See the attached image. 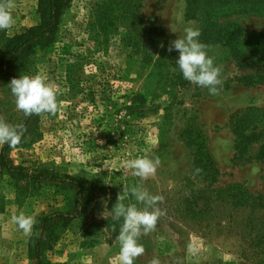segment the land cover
<instances>
[{
    "label": "rangeland",
    "instance_id": "1",
    "mask_svg": "<svg viewBox=\"0 0 264 264\" xmlns=\"http://www.w3.org/2000/svg\"><path fill=\"white\" fill-rule=\"evenodd\" d=\"M99 1L68 0L54 38L34 47L23 68L14 70L18 78L43 73L56 83L60 107L55 116L33 115L25 126L10 82L0 77V117L26 128L21 143L9 148V158L32 174L93 181L109 203L117 202L124 185L142 183L163 196L160 207L167 215L140 238L145 252L134 264H149L153 257L161 264H264V83L240 81L259 69L225 42L208 44L223 80L219 95H210L183 78L176 64L179 52L167 50L185 26L202 31L200 20L187 18L190 0H135L139 8L129 2L121 11L101 7L103 13L94 14ZM255 1L252 11L243 0H224L214 14L221 16L220 23L241 24L240 40L261 42L264 0ZM12 14L14 27L0 31V57L8 54L13 38L39 24V0H15ZM149 27L168 36L145 39ZM125 33L137 38L123 39ZM5 147H0V264H35L30 254L34 227L25 236L11 216L23 212L36 220L71 203L54 185L35 188L14 178L1 162ZM143 156L159 157L161 164L141 181L124 165ZM254 165L260 168L255 176L250 174ZM124 203L136 202L129 194ZM108 216L70 221L48 259L118 264L115 239L123 220L114 226Z\"/></svg>",
    "mask_w": 264,
    "mask_h": 264
},
{
    "label": "trees",
    "instance_id": "2",
    "mask_svg": "<svg viewBox=\"0 0 264 264\" xmlns=\"http://www.w3.org/2000/svg\"><path fill=\"white\" fill-rule=\"evenodd\" d=\"M103 2H95L92 7V12L102 14L101 9L121 11L125 4H133L135 8H139V3L135 0H102ZM224 0H190L187 9L188 19H198L202 22V31L200 39L206 41L207 44L216 42H225L233 46L237 57H247V64L252 67H257V72H250L243 75L240 81L245 85H258L264 83V39L259 42L258 39H249L247 41L240 40L239 37L244 35L245 28L241 24L234 22L220 23V17L214 14L216 4H222ZM246 9L256 7L255 0H243ZM68 0H39L40 22L32 27L27 33L13 38L9 45L8 54L0 57V77L8 82L16 77L14 70H21L25 65L28 52L34 47L51 41L54 38L58 25L60 23V15L63 7ZM130 6V5H128ZM127 6V7H128ZM114 15V14H113ZM105 16L110 20H114L112 14L105 13ZM121 17L118 14L117 17ZM115 18V17H114ZM112 24L108 28H112ZM168 34L160 28L149 27L144 33L145 39H164ZM235 36L237 39H235ZM136 35L123 34V39H136ZM245 45V46H243ZM157 50V49H156ZM160 50V49H158ZM261 52V55H256ZM33 116L27 117V123ZM9 146L6 145L3 156L2 165L7 168L14 178L31 181L35 188L43 185H54L59 190L65 192L68 201L71 203V208L66 210H56L47 214H43L36 219L33 233L30 237V254L35 264H53L48 259V253L53 250L59 241L62 233V228L70 221L76 218H83L86 215H91V221H98L100 217L104 218V214L109 213L108 221L114 226L119 225V221H115L110 213L111 208L115 203H109L105 194L99 186L93 181L78 180L74 178H66L58 175H52L49 172L29 173L24 167L16 166L8 155ZM73 193V194H72ZM104 212L103 216L102 213ZM93 215V216H92ZM84 219V218H83Z\"/></svg>",
    "mask_w": 264,
    "mask_h": 264
},
{
    "label": "clouds",
    "instance_id": "3",
    "mask_svg": "<svg viewBox=\"0 0 264 264\" xmlns=\"http://www.w3.org/2000/svg\"><path fill=\"white\" fill-rule=\"evenodd\" d=\"M14 8L15 0H0V31L14 27L15 20L12 14ZM171 31L179 32L172 25ZM200 35L198 28L185 26L178 38L171 41L167 50L172 52L175 49L179 52L176 64L185 80L207 88L210 95H219L223 86L222 67L214 63L215 57L209 55L211 46L200 42L198 39ZM8 87L14 97L16 109L23 112L26 118L45 114L55 116L59 111L58 86L46 74L37 73L32 76L21 75L19 78H12ZM25 132L26 128L23 124L12 125L0 117V147L8 145L10 148H16ZM160 164L159 157L143 156L127 160L124 167L130 170L132 175L144 181L155 175ZM200 171L201 169H196L197 173ZM259 172V165H254L250 174L255 176ZM129 194L134 197L136 203L125 205L124 200ZM163 201V196L151 194L142 183L133 186L124 185L117 196V202L110 210L113 220H123L115 239V243L119 245L118 264H134L135 260L144 254L145 248L139 240L142 236L154 232L159 219L167 215L166 209L160 207ZM103 214L104 212L102 216ZM11 220L25 236L31 235L36 223L35 217L23 212L13 214ZM149 264H161V262L153 257Z\"/></svg>",
    "mask_w": 264,
    "mask_h": 264
}]
</instances>
